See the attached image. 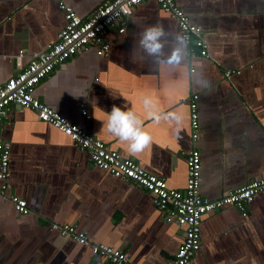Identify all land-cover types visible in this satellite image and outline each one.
Here are the masks:
<instances>
[{
    "label": "crops",
    "instance_id": "obj_1",
    "mask_svg": "<svg viewBox=\"0 0 264 264\" xmlns=\"http://www.w3.org/2000/svg\"><path fill=\"white\" fill-rule=\"evenodd\" d=\"M104 1L65 0L81 18ZM177 3L202 27L207 56L186 46L184 64L174 69L133 62L131 49L144 25L159 22L170 39L180 33L155 0H144L124 33L107 31L108 55L98 56L93 46L79 50L39 82L35 95L171 188L186 185V156L197 148L199 192L213 199L264 176V0ZM64 24L58 0H0V82L55 42ZM200 70L206 85L196 83ZM194 94L199 137L192 141L189 100ZM143 97L180 119L157 122L146 116ZM113 105L140 115L151 136L150 146L137 156L103 124ZM1 136L10 154L7 180L0 179V264H111L91 252L92 243L123 250L132 264L172 260L184 227L167 221L145 189L93 165L85 151L31 109L7 107ZM11 194L26 201L27 214L16 211ZM246 211L243 216L231 205L205 214L200 249L188 264H264V192ZM53 222L75 225L88 242L60 235Z\"/></svg>",
    "mask_w": 264,
    "mask_h": 264
},
{
    "label": "built area",
    "instance_id": "obj_2",
    "mask_svg": "<svg viewBox=\"0 0 264 264\" xmlns=\"http://www.w3.org/2000/svg\"><path fill=\"white\" fill-rule=\"evenodd\" d=\"M142 1L144 0H106L90 16L81 18L65 0H58V6L64 12L65 24L57 33V40L49 44L44 51L34 54L31 61L19 72L0 82V179L5 182L9 174L10 148L1 136L6 108L17 105L31 109L36 112L40 121L53 126L70 138L75 146L85 151L93 165L108 171L115 177L131 180L149 192L154 205L165 212L166 220L184 227L183 241L168 264H188L192 256L200 249L202 217L231 205L237 207L242 215L246 216L247 204L255 195L264 192V176L231 189L221 197L204 198L199 192L201 154L197 148H192L186 156V185L183 189L171 188L163 178L149 173L135 160L126 158L117 150L111 149L88 129L70 121L35 95V88L39 82L58 64L71 58L79 50L93 46L98 56L108 55L111 43L107 39V31L112 28L116 29L118 34L124 33L134 8ZM155 1L176 21L180 34L187 37L186 46L196 48L201 56H207L209 45L202 27L191 20L177 0ZM125 10L130 11L131 15H126ZM23 55V50H20L19 57ZM230 73L232 71H228L227 74ZM197 99L198 95L194 94L189 100L192 141L199 137ZM80 106L82 114L85 117L88 116L84 106L82 104ZM6 187L3 183L1 190H5ZM9 199L17 212L21 214L29 212L23 198L11 194ZM51 228L78 243L88 242L85 232L75 225L53 222ZM91 252L107 258L111 264H132L123 250L104 243H92Z\"/></svg>",
    "mask_w": 264,
    "mask_h": 264
},
{
    "label": "clouds",
    "instance_id": "obj_3",
    "mask_svg": "<svg viewBox=\"0 0 264 264\" xmlns=\"http://www.w3.org/2000/svg\"><path fill=\"white\" fill-rule=\"evenodd\" d=\"M126 15L131 12L125 10ZM187 37L177 33L170 39V32L159 22L151 25H144L139 32V38L131 49L133 62L151 61L155 66L163 64L169 69H174L184 64ZM167 49V50H166ZM196 77V73H192ZM196 83L206 85L203 71L200 70L199 79ZM142 104L146 116L159 122L163 120H179L175 113L160 112L155 102L149 97L142 98ZM109 134L117 137L126 145L127 151L132 156L142 153L151 144V136L144 130L143 119L134 111L123 110L113 105L110 112H107L103 121Z\"/></svg>",
    "mask_w": 264,
    "mask_h": 264
}]
</instances>
